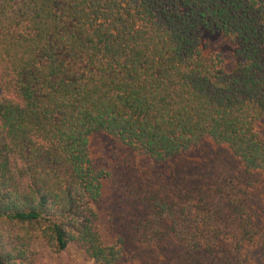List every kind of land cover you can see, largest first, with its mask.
I'll list each match as a JSON object with an SVG mask.
<instances>
[{"label":"trees","instance_id":"obj_1","mask_svg":"<svg viewBox=\"0 0 264 264\" xmlns=\"http://www.w3.org/2000/svg\"><path fill=\"white\" fill-rule=\"evenodd\" d=\"M263 116L264 0H0V264H33L37 244L89 264H264ZM204 142L235 179L128 185ZM107 180L129 191L109 242Z\"/></svg>","mask_w":264,"mask_h":264},{"label":"rangeland","instance_id":"obj_2","mask_svg":"<svg viewBox=\"0 0 264 264\" xmlns=\"http://www.w3.org/2000/svg\"><path fill=\"white\" fill-rule=\"evenodd\" d=\"M211 47L213 50L219 51L223 54L226 69L230 70L234 62L230 46L222 38H214L211 40ZM257 130L262 136H264V116L257 124ZM135 170V172H137V174H135L137 179L128 182V185L132 189L138 184V179L148 180L150 186L161 183L167 184V180H164L162 175H159L160 171L165 172L166 175L172 173L177 175V177H181V179L182 175H186L187 177H200L204 180L212 178L233 180L238 175L236 163L228 152L224 148L215 147L207 142H204L187 160L176 163V167L175 164L168 167L161 166L159 169H156L157 174L153 173V168L151 171H148L147 168H145V165H139ZM143 171L146 172L142 174ZM172 177L173 176H171V178ZM114 179L116 181L119 180L121 185L122 183L126 184L122 179L121 171L116 172ZM116 181L107 180L103 182V199L98 210L99 232L106 242H109L112 239L109 214H111V211H115L117 201H121L129 192L125 186L116 185ZM262 189L263 192L264 188ZM262 192L260 198L264 200V194ZM126 207L128 208V206ZM118 223L119 220L116 219L114 227H117ZM33 249V264H89L82 253L75 247H68L62 253H56L54 250H51L43 244H37Z\"/></svg>","mask_w":264,"mask_h":264}]
</instances>
